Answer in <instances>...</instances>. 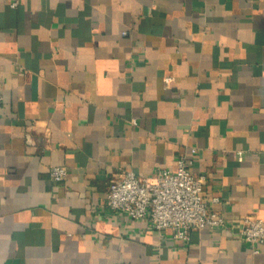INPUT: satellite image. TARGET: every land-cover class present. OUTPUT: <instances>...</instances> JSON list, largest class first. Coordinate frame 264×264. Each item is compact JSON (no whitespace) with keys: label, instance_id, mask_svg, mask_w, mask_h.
<instances>
[{"label":"crops","instance_id":"0c3cea01","mask_svg":"<svg viewBox=\"0 0 264 264\" xmlns=\"http://www.w3.org/2000/svg\"><path fill=\"white\" fill-rule=\"evenodd\" d=\"M0 91V264H264V0H0ZM182 156L226 228L107 207Z\"/></svg>","mask_w":264,"mask_h":264},{"label":"built area","instance_id":"2783aa9c","mask_svg":"<svg viewBox=\"0 0 264 264\" xmlns=\"http://www.w3.org/2000/svg\"><path fill=\"white\" fill-rule=\"evenodd\" d=\"M17 5V1L12 3L14 7ZM172 81V77L165 78L166 85ZM3 100L0 91V107ZM192 152L196 153V149ZM191 163V160L182 156L175 171L161 170L154 177L127 172L122 179H114L109 183L107 207L123 213L129 219L148 220L151 228L160 236L171 231L172 237L183 243L190 242L192 231L226 228L224 216L213 211L205 201L206 177L193 173ZM50 175L52 181L61 182L67 177V169L54 166ZM240 238L252 245H264V220L254 216L245 217Z\"/></svg>","mask_w":264,"mask_h":264}]
</instances>
